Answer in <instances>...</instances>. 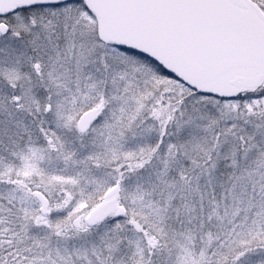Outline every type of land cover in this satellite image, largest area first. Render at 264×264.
<instances>
[{
	"label": "snow or ice",
	"instance_id": "snow-or-ice-1",
	"mask_svg": "<svg viewBox=\"0 0 264 264\" xmlns=\"http://www.w3.org/2000/svg\"><path fill=\"white\" fill-rule=\"evenodd\" d=\"M0 264H264V0H0Z\"/></svg>",
	"mask_w": 264,
	"mask_h": 264
}]
</instances>
